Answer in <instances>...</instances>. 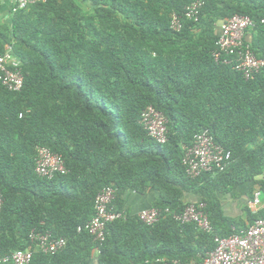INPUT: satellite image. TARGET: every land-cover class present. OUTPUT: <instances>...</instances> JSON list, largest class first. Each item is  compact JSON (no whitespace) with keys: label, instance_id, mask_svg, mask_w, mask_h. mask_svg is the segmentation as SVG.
Returning <instances> with one entry per match:
<instances>
[{"label":"trees","instance_id":"trees-1","mask_svg":"<svg viewBox=\"0 0 264 264\" xmlns=\"http://www.w3.org/2000/svg\"><path fill=\"white\" fill-rule=\"evenodd\" d=\"M91 1L93 14L75 0L38 2L10 12L0 26V53L8 45L24 74L20 91L0 82V256L29 246V232L40 229L67 243L55 254L35 252L30 264H88L95 247L98 264L160 256L200 262L215 236L235 225L223 234L210 219L214 231L207 233L171 215L146 225L123 195L149 184L160 191L154 207L180 212L190 202L185 196L198 193L210 215L215 191L264 171V143L250 148L264 136V68L246 79L212 55L220 22L242 14L257 21L250 45L264 56V0H203L199 22L185 21L179 32L170 15L193 0ZM202 22L207 27L196 36ZM148 105L167 118L165 144L139 123ZM205 128L231 160L222 171L191 178L184 148ZM39 145L61 154L68 172L39 176ZM109 185L116 188L113 205L127 216L109 223L97 243L78 226L93 217L96 195Z\"/></svg>","mask_w":264,"mask_h":264},{"label":"built area","instance_id":"built-area-1","mask_svg":"<svg viewBox=\"0 0 264 264\" xmlns=\"http://www.w3.org/2000/svg\"><path fill=\"white\" fill-rule=\"evenodd\" d=\"M46 0H12V14L28 9L30 6ZM203 0L189 2L182 13L173 12L170 15V28L179 32L185 21L198 23L200 20ZM264 24V16L259 19ZM257 21L248 15L235 14L219 24V34L216 46L212 51L217 62L232 65L246 79L264 68V56L257 55L251 48L249 32L254 29ZM0 82L9 91H20L24 85V74L21 63L13 55L12 49L0 53ZM140 125L148 135L159 144L168 142L167 118L165 114L153 105L146 106L141 112ZM231 160V152L218 144L209 128L200 130L194 135L190 146L184 148L182 162L186 174L191 178L201 176L206 172H216L226 169ZM36 173L48 179L57 174L68 172L64 157L50 148L39 145L35 154ZM264 181V171L259 175ZM261 188L253 192L251 206L260 204ZM116 188L113 185L102 188L95 198V213L78 231H86L97 243L104 241L106 227L109 223L126 218L127 212L113 205ZM3 196L0 190V209ZM204 201H190L185 208L177 212L170 208L150 207L137 213L138 218L146 225L157 223L164 215H171L180 223H194L199 230L212 233L214 231L210 215ZM227 236H215L216 246L206 253L200 261L185 262L177 258L154 257L145 264H264V214L256 217L245 229L234 228ZM29 246L17 249L0 256V264H30L34 253L55 254L61 251L67 243L63 236H55L48 230L32 229L28 235ZM36 248V250H35Z\"/></svg>","mask_w":264,"mask_h":264},{"label":"crops","instance_id":"crops-1","mask_svg":"<svg viewBox=\"0 0 264 264\" xmlns=\"http://www.w3.org/2000/svg\"><path fill=\"white\" fill-rule=\"evenodd\" d=\"M11 3L12 0H0V26L8 24L10 21ZM247 38L251 40L252 34L249 33ZM257 188L262 190L260 204L257 207H252L250 202L253 198V192ZM159 194V189L149 184L147 190L142 193L129 189L123 195L125 207L132 214H137L142 209L153 207L159 198ZM200 197L201 195L198 193L187 194L185 201H198L201 199ZM213 200L216 208L210 210V219L221 233H228L230 226L234 225L238 229H245L256 217L264 214V181L259 178V175L254 180H244L235 186L215 191ZM235 226L234 228H236ZM98 255L99 250L95 247L88 264H98ZM160 257L168 258L166 256ZM191 261H196V259Z\"/></svg>","mask_w":264,"mask_h":264},{"label":"rangeland","instance_id":"rangeland-1","mask_svg":"<svg viewBox=\"0 0 264 264\" xmlns=\"http://www.w3.org/2000/svg\"><path fill=\"white\" fill-rule=\"evenodd\" d=\"M75 2L79 5V7H80V9H81V11L83 13H85V14H93L94 13L95 5L93 4V2L91 0H75ZM108 3L110 4L111 0H109ZM117 15H115V16L117 17ZM94 27L97 28L98 25L96 24V26L94 25ZM206 27H207V23H204V22H202V24L200 26L194 27L195 35L196 36L200 35L202 33V29H204ZM217 30H218V28L215 27L214 28V33H217ZM261 143H264V136H260L257 140H255L250 145V148L255 147V146H257L258 144H261Z\"/></svg>","mask_w":264,"mask_h":264}]
</instances>
